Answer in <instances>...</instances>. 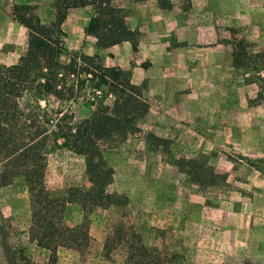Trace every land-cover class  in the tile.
<instances>
[{
  "label": "rangeland",
  "instance_id": "374dc122",
  "mask_svg": "<svg viewBox=\"0 0 264 264\" xmlns=\"http://www.w3.org/2000/svg\"><path fill=\"white\" fill-rule=\"evenodd\" d=\"M55 1L0 0V65L17 62L28 46L14 6L28 4L30 14L50 23ZM165 1L113 0L144 16L158 39L155 60L138 61L137 50L115 63L140 82L148 105L136 130L103 153L114 170L107 190L117 200L85 211L69 203L63 222L79 224L85 213L90 241L60 245L54 261L31 237L25 186H0V264L264 263V97L256 74L232 63L240 38L252 51L264 48V0ZM78 8L68 26L81 33L93 7ZM95 54L112 65L110 52ZM73 109L80 118L92 107L80 100ZM47 156L51 195L90 185L83 154L53 145Z\"/></svg>",
  "mask_w": 264,
  "mask_h": 264
},
{
  "label": "trees",
  "instance_id": "16d2710c",
  "mask_svg": "<svg viewBox=\"0 0 264 264\" xmlns=\"http://www.w3.org/2000/svg\"><path fill=\"white\" fill-rule=\"evenodd\" d=\"M86 5L93 7L86 32L96 36L98 46L129 40L137 50L140 31L128 26L124 9L113 0H56L50 23L30 14L28 4H16L15 19L28 28L27 50L17 62L0 65V186L16 180L25 186L32 206L31 237L52 251L54 261L60 245L82 248L90 241L85 213L79 224L63 222L69 203L79 202L85 211L117 200L107 190L114 170L105 161L104 150L136 130V118L148 110L142 85L132 81L130 70L105 65L97 54L65 46L68 8ZM232 63L256 74L259 95L264 97V48L252 51L240 38L232 50ZM80 100L92 110L79 118L73 103ZM53 145L85 156L87 188H70L63 197L50 194L47 153Z\"/></svg>",
  "mask_w": 264,
  "mask_h": 264
},
{
  "label": "crops",
  "instance_id": "0c3cea01",
  "mask_svg": "<svg viewBox=\"0 0 264 264\" xmlns=\"http://www.w3.org/2000/svg\"><path fill=\"white\" fill-rule=\"evenodd\" d=\"M86 6H91V5H86ZM151 6L154 7L153 5H151ZM78 7H83V6H76V7L68 8L69 11L67 10V17H66L65 21L63 22V29L66 32L65 38H68V41L65 43V46L69 50L70 49H81V50H84L85 53H88V54H95V51H98L99 53H102V52L103 53H109L110 52L113 55V57L112 58L110 57L109 64H112V65H115V63H116V61H118V58L120 57V55L126 54L127 56L129 55L131 57L133 55V52H135L137 50L139 53L138 61L155 60V58H158V55L156 54V50L158 49V47H157V43H158L157 40L158 39H157L156 35L152 31H150V29H147L145 27V25H144L145 22L142 20V19H144V16H141L136 12L131 14V12H128V9L125 10L123 8L125 13H126V22H127L128 26L131 29H137L140 31V39H139V44H138L137 50L133 49L132 43L129 40H124L120 43H116V44H113V45L108 46V47H102V46H98L96 36H94L92 34H88L86 32V26L88 25L90 19L87 22V24L85 23V28L83 29V31L81 33L73 32L72 30H70V27L68 26V24L70 22L69 19L71 16V9H76V11L80 12L81 9ZM120 7H122V6H120ZM82 10H86V9H82ZM134 10L138 11L139 9L136 6V8L134 7L132 9V11H134ZM91 16H90V18H91ZM85 40L87 41V43L84 42ZM95 42H96L98 48H96L97 46H95ZM23 54H20L19 58ZM105 65H107V64H105ZM132 81L134 83L140 84V82L134 81L133 79H132Z\"/></svg>",
  "mask_w": 264,
  "mask_h": 264
}]
</instances>
